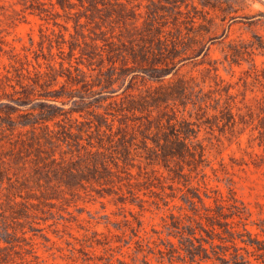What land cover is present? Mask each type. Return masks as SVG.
I'll use <instances>...</instances> for the list:
<instances>
[{
	"label": "rangeland",
	"instance_id": "374dc122",
	"mask_svg": "<svg viewBox=\"0 0 264 264\" xmlns=\"http://www.w3.org/2000/svg\"><path fill=\"white\" fill-rule=\"evenodd\" d=\"M193 188L264 217V0H0V264H197Z\"/></svg>",
	"mask_w": 264,
	"mask_h": 264
},
{
	"label": "trees",
	"instance_id": "16d2710c",
	"mask_svg": "<svg viewBox=\"0 0 264 264\" xmlns=\"http://www.w3.org/2000/svg\"><path fill=\"white\" fill-rule=\"evenodd\" d=\"M94 7L98 9L97 2ZM178 142L182 150L167 153L163 148V159H168L169 155L194 158L188 146L180 140ZM197 155L201 158L203 151ZM178 169L174 170L175 173L181 174ZM192 190L190 195H184L188 208L181 206L185 210L183 213L170 212L164 219L166 237L161 243L165 248L157 249L161 257L167 255L170 263L264 264V217L252 219L251 210L231 189L227 195L218 190H214V196L204 192V197L198 189ZM131 228L137 235V230Z\"/></svg>",
	"mask_w": 264,
	"mask_h": 264
}]
</instances>
